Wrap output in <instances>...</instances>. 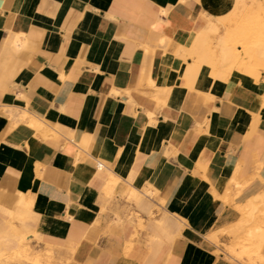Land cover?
<instances>
[{
	"label": "crops",
	"instance_id": "0c3cea01",
	"mask_svg": "<svg viewBox=\"0 0 264 264\" xmlns=\"http://www.w3.org/2000/svg\"><path fill=\"white\" fill-rule=\"evenodd\" d=\"M234 1L0 0V264L56 263L20 226L76 264H264L216 244L264 208V59L200 41Z\"/></svg>",
	"mask_w": 264,
	"mask_h": 264
},
{
	"label": "rangeland",
	"instance_id": "374dc122",
	"mask_svg": "<svg viewBox=\"0 0 264 264\" xmlns=\"http://www.w3.org/2000/svg\"><path fill=\"white\" fill-rule=\"evenodd\" d=\"M224 5V3H221V5ZM220 4L216 7H213L210 5L207 8V13L210 14L213 10H215L218 13H223L224 11H227L223 16L217 17L213 22L209 24V33H205L201 35L200 41L201 43L207 44L208 42L213 43V48L217 46V49L214 54V58L216 59V63L223 62L228 63V67L230 68L233 65H236L237 62H230V60L235 61L238 57L246 58L245 63H252L254 57H261L264 59V1L262 0H235L233 6L229 9L228 7L221 6ZM211 20V19H210ZM212 21V20H211ZM200 56L208 57V50H201ZM223 52V53H222ZM236 53V54H235ZM231 55V58H229ZM235 55V56H232ZM194 60L196 59L194 56L190 55ZM227 59V60H226ZM240 58H238L239 60ZM239 63V62H238ZM203 67L205 70H218L220 67L219 65H208L207 61L206 64ZM251 67V66H249ZM255 69V67H254ZM239 70H235L232 73H230L228 76L224 77L223 79L220 78V80L228 82L230 80H234L237 78H245V79H252L251 77L244 75L243 73L238 72ZM260 77L259 79L262 80V83L264 85V70L259 71ZM214 80H218V78H213ZM153 195V200H154ZM117 194L115 191V187L113 188L112 194L104 196V209L101 210L102 214H107L109 216H113L114 218L120 217V214L123 216V218L130 212L133 215V218L136 220L135 223L142 222L141 219H136V216L138 217L139 214L133 213L132 209H127V198L124 194L122 197H120V200L124 202V205L119 210L116 209L118 205L116 204L118 201ZM130 203V202H128ZM248 205V204H247ZM253 205L249 204L245 207V210L241 211L242 216V223H240L243 227L242 230L239 229V225L236 226V231H228L226 234L228 236H232V241L228 243V245H225V243H218L216 242L217 246L223 249L228 255H230L233 259L237 260H243L249 259V260H255V261H263L264 258L260 255V252L264 250V245L261 244V247L259 246H253L252 241L249 242L248 239V232L254 230L258 223H260V219H264V208L259 209H252ZM126 208V209H125ZM151 212H153V215H148V218L157 217L160 214V210L152 205L150 203ZM142 211V210H141ZM140 216V215H139ZM140 218V217H138ZM126 220V219H125ZM12 222H16L14 219ZM18 223V221H17ZM113 223V221L110 222V224ZM126 223H128L126 221ZM109 224V225H110ZM124 225L125 222L123 223ZM129 225H135L134 222H132ZM19 226V224H18ZM264 226V225H262ZM19 228V227H18ZM135 230L142 231V227L139 224H136L134 226ZM240 230V231H239ZM20 232L22 233V236L24 237V240L29 243L36 245V248L40 251L41 255H44L45 249L49 248L52 250V256L55 257L54 262L55 264H76L72 257H58L59 252L58 250H62L63 248L59 246L54 245H48L46 242L41 241V232L37 229V226H29V229L26 231L21 228L20 226ZM92 230L89 231V227L86 230L87 234H90ZM232 233V234H231ZM236 234V235H235ZM137 236V233L135 234ZM263 245V246H262ZM73 246L69 250L68 253H73L72 250ZM245 251V252H244ZM31 253V251L29 252ZM236 253V254H235ZM246 256V257H245ZM35 257H32V259ZM40 264L42 263L41 257H36ZM30 263L36 264L32 262L31 260L24 258ZM12 264H16V262H12ZM49 264V263H46Z\"/></svg>",
	"mask_w": 264,
	"mask_h": 264
},
{
	"label": "bare ground",
	"instance_id": "6f19581e",
	"mask_svg": "<svg viewBox=\"0 0 264 264\" xmlns=\"http://www.w3.org/2000/svg\"><path fill=\"white\" fill-rule=\"evenodd\" d=\"M223 53V52H222ZM236 54V53H235ZM232 56H235V55H232ZM229 58H231V55H230V57ZM227 60V59H226ZM234 60V59H233ZM147 192V191H146ZM149 193V192H148ZM148 193H146V195L148 194ZM253 203V202H252ZM250 204V203H249ZM248 204V205H249ZM247 205V206H248ZM216 210V209H215ZM264 229V228H263ZM260 232H262V231H260ZM264 232V231H263ZM232 234V233H231ZM236 235V234H235ZM264 234H262V236H261V234L258 232V230L256 231V228H254V230H252V231H249L248 232V237H249V239H248V241L249 242H251L252 241V245L253 246H259V247H261V244H263L264 245V236H263ZM262 245V246H263ZM264 247V246H263ZM21 250H23V253H24V256L26 255L27 257H29V256H31L30 255V251H29V248L27 247V246H25V247H23V248H21ZM245 252V251H244ZM236 254V253H235ZM25 256V257H26ZM31 260H32V258H31ZM33 261V260H32ZM35 261H36V263L37 264H40V261L37 259V258H35Z\"/></svg>",
	"mask_w": 264,
	"mask_h": 264
}]
</instances>
